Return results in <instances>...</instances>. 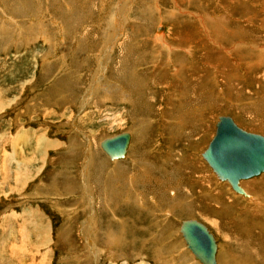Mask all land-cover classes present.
Instances as JSON below:
<instances>
[{"label":"rangeland","instance_id":"rangeland-1","mask_svg":"<svg viewBox=\"0 0 264 264\" xmlns=\"http://www.w3.org/2000/svg\"><path fill=\"white\" fill-rule=\"evenodd\" d=\"M218 114L264 136V0H0V264H196L167 199L206 172L237 197L195 217L219 264H261L264 172L252 204L200 154ZM121 130L119 164L98 142Z\"/></svg>","mask_w":264,"mask_h":264},{"label":"water","instance_id":"water-1","mask_svg":"<svg viewBox=\"0 0 264 264\" xmlns=\"http://www.w3.org/2000/svg\"><path fill=\"white\" fill-rule=\"evenodd\" d=\"M128 140V131L121 130L101 138L99 146L109 158H119ZM200 154L217 178L243 195L247 193L238 180L264 172V136L238 126L228 114L216 116L213 133ZM178 231L196 260L215 263L216 242L203 222L194 217L182 218Z\"/></svg>","mask_w":264,"mask_h":264},{"label":"crops","instance_id":"crops-1","mask_svg":"<svg viewBox=\"0 0 264 264\" xmlns=\"http://www.w3.org/2000/svg\"><path fill=\"white\" fill-rule=\"evenodd\" d=\"M158 37H159V35L158 36L156 35L155 39L159 40ZM137 65L141 66L140 64H137ZM130 101H131V98H130ZM133 101L135 102V101H137V99L136 100L133 99L132 102ZM96 165H99L98 169H100L102 162H98V164H96ZM116 167H117V165H116ZM121 167L122 166L120 165L119 168H121ZM205 175L202 174L198 178L200 180L199 185H198L199 180H198V182L197 181L193 182V180L190 179L189 176L185 177V178H181V180L179 182L173 181L172 183H175V188H176L175 197L173 198L174 200L172 201L167 196V198H168L167 204H168L169 209H171L175 213H178V215H180V216H185L186 214L194 215L196 218H199L200 215L207 216L206 218L211 222L210 224L215 225L214 222L216 220L225 219L227 216L230 217L231 213L233 214L234 198H237V197L236 196L233 197V195L230 194L231 192L228 191L222 184L213 183V180H212L213 178H211L207 172L205 173ZM169 182H170V180H169ZM201 182H203V183H201ZM198 186H201L200 190H198ZM221 188H222V190H221ZM217 189L219 190L218 194L214 195L213 191L215 192V190H217ZM138 190H139V188L137 187V192H138ZM224 192H225V194H224ZM177 202H179V203H177ZM225 203H228V204L225 205ZM220 204H223V205H220ZM218 208H221L222 210L218 209ZM82 228H83V225H82ZM123 231H125V230H123ZM214 235H215V233H214ZM123 241L124 240H122L118 243L119 246H126V247L131 246L130 242L128 243V242H123ZM182 243H183V241H182ZM183 247H184V243H183ZM219 250L221 251L219 244H218V251ZM189 254H190V252H189ZM218 254H219V252H218ZM190 256L192 259L191 261H194L196 264H199L198 262H196V260H194L192 258L191 254H190ZM217 264H219V256H217Z\"/></svg>","mask_w":264,"mask_h":264},{"label":"bare ground","instance_id":"bare-ground-1","mask_svg":"<svg viewBox=\"0 0 264 264\" xmlns=\"http://www.w3.org/2000/svg\"><path fill=\"white\" fill-rule=\"evenodd\" d=\"M57 25H59V24H57ZM120 28H121V26H120ZM159 35V37H160V39L161 40H164V41H162L161 42V40L159 39V40H155V41H158L157 43H159V42H161L162 43V48H165V49H167L168 50V52H169V50H174V49H176V48H178L179 46H172V47H170L171 45L165 40V38L164 37H162V33H160V34H158ZM157 35V36H158ZM156 36V35H155ZM158 37V38H159ZM162 37V38H161ZM187 37V36H186ZM177 38V37H176ZM188 38H190V37H188ZM207 39H208V37H207ZM228 39V38H227ZM182 40V39H181ZM173 41H176L174 38H173ZM208 41H210V40H208ZM227 41V40H226ZM170 42V41H169ZM184 42H185V40H184ZM161 43H159L160 45H161ZM175 43V42H174ZM179 44V43H178ZM120 46V45H119ZM155 46V45H154ZM161 47V46H160ZM190 47V46H189ZM181 48V47H180ZM164 49V50H165ZM188 49V48H187ZM190 49V48H189ZM188 49V50H189ZM191 50V49H190ZM159 51V50H158ZM166 51V50H165ZM184 51H186V50H184ZM167 52V51H166ZM186 52H188V51H186ZM221 52V51H220ZM189 53V52H188ZM190 53H192V52H190ZM159 54V53H158ZM167 54H169V53H167ZM187 54V53H186ZM166 57H168L169 58V56H167L166 55ZM166 60V59H165ZM170 60V59H169ZM155 62V61H154ZM166 62H168V59L166 60ZM172 62V61H171ZM162 65H163V62H160ZM166 65H167V63H166ZM178 65V64H177ZM167 67V66H166ZM178 67H180V65H178ZM177 67V68H178ZM212 68V67H211ZM176 69V68H175ZM182 69V68H181ZM180 70V69H179ZM175 71V70H174ZM176 71H177V69H176ZM181 72V70L180 71H178V73H180ZM175 73V72H174ZM188 73V72H187ZM186 73V74H187ZM181 74V73H180ZM185 74V73H184ZM187 75H189V73L187 74ZM182 77V76H181ZM199 78H200V76H199ZM183 80H184V83H183V85L184 86H188V89L190 90H192V86H190L189 87V85L188 84H190V85H192V80H191V78L190 77H184L183 78ZM197 81V80H196ZM182 87V86H181ZM178 93V92H177ZM193 94V93H192ZM179 95V94H178ZM132 101V100H131ZM148 101V100H147ZM147 103V102H146ZM199 116V115H198ZM232 118V117H231ZM233 119V118H232ZM128 133H129V140H128V143H127V146H126V149H125V153H124V155L122 156V157H119V158H109L108 156H107V154L100 148V146H99V142H98V146H99V148L101 149V151L109 158V160H111V162H113V163H119V164H121V160L122 159H124V158H126V155H127V152H128V149H129V146H130V141H131V134H130V132L128 131ZM41 138V137H40ZM100 141V140H99ZM171 156V155H170ZM118 165V164H117ZM193 167V166H192ZM195 169V168H194ZM262 173V172H261ZM260 174V173H259ZM198 175V174H197ZM214 175V174H213ZM215 176V175H214ZM197 177V176H196ZM194 178V177H193ZM248 178H251V177H248ZM219 179V178H218ZM241 179H247V178H240L239 180H241ZM220 180V179H219ZM238 180V183L240 182ZM220 181H222V182H226L225 180H220ZM200 182V181H199ZM204 182V181H203ZM203 182H201V183H203ZM208 182V181H207ZM218 182V181H217ZM215 183V182H214ZM247 183V182H246ZM208 184V183H207ZM213 184V183H212ZM216 184V183H215ZM210 185V184H209ZM208 185V186H209ZM251 185H253V186H255V184L254 183H248V184H245V187L248 189V190H250V193L249 194H246V197L247 196H249L250 195V197H251V199H252V204L253 203H255L256 201H255V192L254 191H252V190H254V189H251L252 187H251ZM259 186H263L264 187V181H263V179L260 181V183L258 184ZM221 186V185H220ZM261 186V187H262ZM244 187V188H245ZM258 187V186H257ZM208 188V187H207ZM259 188V187H258ZM212 190V189H211ZM221 190H222V188H221ZM220 190V191H221ZM229 190V189H228ZM210 191V190H209ZM218 189L217 190H215V192L213 191V194L214 195H216V194H218ZM197 192V191H196ZM212 192V191H211ZM236 193H238V192H236ZM246 193H247V191H246ZM224 194H225V192H224ZM238 195V194H237ZM239 196V195H238ZM207 197V196H206ZM242 197V196H241ZM248 200V199H247ZM227 202V201H226ZM177 203H179V202H177ZM226 204H228V203H225V205ZM220 205H223V204H220ZM212 207V206H211ZM210 209V208H209ZM218 209H221V208H218ZM217 209V210H218ZM249 209V208H248ZM216 210V209H215ZM222 210V209H221ZM234 210H235V208H234ZM247 210V209H246ZM213 211V210H212ZM220 211V210H219ZM256 211V210H255ZM195 218V217H194ZM200 221V220H199ZM219 221V220H218ZM250 221V220H249ZM251 221H253V220H251ZM249 223V222H248ZM216 225V224H215ZM215 225H213L214 227H216ZM205 226L207 227V229L212 233V235H213V237H214V239H215V242H216V252H215V263L214 264H217V256H219V254L217 255V251H218V243H217V239H216V237H215V235H214V233L210 230V228L205 224ZM247 228V227H246ZM178 230V229H177ZM241 230H242V228H241ZM180 237H181V235H180ZM246 237V236H245ZM181 239H182V237H181ZM182 241H183V239H182ZM183 243H184V241H183ZM222 245V244H221ZM184 247L187 249V252L189 251L190 252V250L185 246V244H184ZM262 248V247H261ZM220 249H221V251H222V248H221V246H220ZM264 249V248H263ZM184 250V249H183ZM261 250V249H260ZM184 252V251H183ZM219 252V251H218ZM223 252V251H222ZM243 252L248 256L249 255V257L252 259V255L251 254H249L248 253V251H247V249H244L243 250ZM227 253V252H226ZM258 254H260V253H262V252H257ZM190 254L192 255V253L190 252ZM230 254V253H229ZM231 255V254H230ZM255 255V254H254ZM264 255V254H263ZM227 256V255H226ZM256 256V255H255ZM260 256V255H259ZM192 258L194 259V260H196L194 257H193V255H192ZM231 259V258H230ZM232 259H234L233 257H232ZM257 259V258H256ZM255 259V260H256ZM192 260V259H191ZM264 260V259H263ZM199 264H202L201 262H199L198 260H196ZM240 261V260H239ZM220 262V261H219ZM235 262H237L236 260H235ZM253 262H255V261H253ZM262 264H264V261H262L261 262ZM230 264V263H229Z\"/></svg>","mask_w":264,"mask_h":264}]
</instances>
